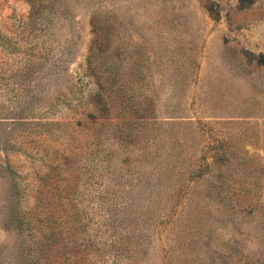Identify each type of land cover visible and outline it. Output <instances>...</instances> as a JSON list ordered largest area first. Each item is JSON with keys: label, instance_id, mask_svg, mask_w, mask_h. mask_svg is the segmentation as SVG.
<instances>
[{"label": "rangeland", "instance_id": "1", "mask_svg": "<svg viewBox=\"0 0 264 264\" xmlns=\"http://www.w3.org/2000/svg\"><path fill=\"white\" fill-rule=\"evenodd\" d=\"M0 264H264V0H0Z\"/></svg>", "mask_w": 264, "mask_h": 264}]
</instances>
